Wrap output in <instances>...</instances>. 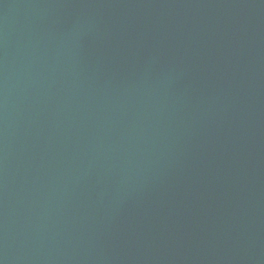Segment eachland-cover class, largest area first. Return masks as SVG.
<instances>
[{"label":"water","instance_id":"obj_1","mask_svg":"<svg viewBox=\"0 0 264 264\" xmlns=\"http://www.w3.org/2000/svg\"><path fill=\"white\" fill-rule=\"evenodd\" d=\"M0 264H264V0H0Z\"/></svg>","mask_w":264,"mask_h":264}]
</instances>
